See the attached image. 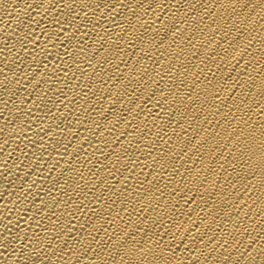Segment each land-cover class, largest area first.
Listing matches in <instances>:
<instances>
[{
    "label": "bare ground",
    "instance_id": "1",
    "mask_svg": "<svg viewBox=\"0 0 264 264\" xmlns=\"http://www.w3.org/2000/svg\"><path fill=\"white\" fill-rule=\"evenodd\" d=\"M0 264H264V0H0Z\"/></svg>",
    "mask_w": 264,
    "mask_h": 264
},
{
    "label": "snow or ice",
    "instance_id": "2",
    "mask_svg": "<svg viewBox=\"0 0 264 264\" xmlns=\"http://www.w3.org/2000/svg\"><path fill=\"white\" fill-rule=\"evenodd\" d=\"M69 223H71V222H69ZM89 235H91V233H89Z\"/></svg>",
    "mask_w": 264,
    "mask_h": 264
}]
</instances>
